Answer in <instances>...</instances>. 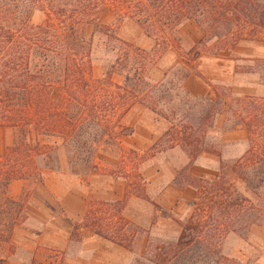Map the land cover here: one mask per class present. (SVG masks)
<instances>
[{"label":"trees","instance_id":"obj_1","mask_svg":"<svg viewBox=\"0 0 264 264\" xmlns=\"http://www.w3.org/2000/svg\"><path fill=\"white\" fill-rule=\"evenodd\" d=\"M35 11L46 16L42 25L32 24ZM104 11L119 18L118 26L125 20L136 21L151 39H158L160 35L165 37L168 31L184 22L196 23L204 36L189 51L193 56L192 65L197 63L207 39L216 40L220 50H228L245 40L247 34L255 36L264 30V4L259 0H0V128H16L23 133L15 146L0 155V242L10 241L14 228L26 220L23 204L7 197L10 183L42 180L43 173L37 160L58 150V146L41 143L38 137L60 139L73 164L86 165L92 170L95 169V150L104 139L120 143L134 134L132 128L122 123L133 106L160 111L152 97L149 76L144 75L146 66L151 68L160 59L154 56V51L159 48L158 40L150 52L122 42L136 58L132 61L134 75H127L124 85L113 83L110 72L102 79L94 78L90 43L81 30L97 23ZM244 20L255 24L250 33L240 32ZM237 23L240 25L235 29L229 28ZM101 28L106 32L111 30L107 26ZM164 37L160 38L166 45L172 42L165 41ZM56 90L60 91L57 98L54 96ZM217 99L220 100V95ZM237 102L238 110H232L227 102L223 106L230 107L233 118L238 126L246 129L253 145L232 167L221 163L220 174L214 181L200 179L193 185L196 199L192 214L182 224L175 258L194 246H202L208 251L211 241L229 233L247 240L253 226L264 224V209L235 191L226 180L229 174H239L238 178L251 189H264V151L254 147L256 139L264 137V98L245 96ZM216 103L210 104L209 112ZM182 130L184 136L178 139V129L171 122L169 130L147 152L131 151L130 154L141 164L162 153L164 143L178 139L177 144L184 142L192 148L190 135L185 136L191 129L182 125ZM32 134L35 136L33 145L28 142ZM203 151L208 152L193 147L192 159ZM251 165L259 166V172L250 175L248 171H242ZM124 178L127 181L124 199L114 203H91L83 226L128 249L123 244L129 240L126 232L137 227L123 216V212L130 197L148 198L144 179L139 173L135 175V182L128 176ZM256 181L258 186L252 187V182ZM132 184L136 188L134 193L129 192ZM137 187L140 192H136ZM96 205L115 209L121 226L115 236L105 232L110 230V224L105 225L102 219L95 218ZM77 229L78 225L75 226ZM0 264H6V260L0 259Z\"/></svg>","mask_w":264,"mask_h":264},{"label":"rangeland","instance_id":"obj_2","mask_svg":"<svg viewBox=\"0 0 264 264\" xmlns=\"http://www.w3.org/2000/svg\"><path fill=\"white\" fill-rule=\"evenodd\" d=\"M259 1L264 4V0ZM118 19L117 16L109 11H104L97 23L86 25L81 30V34L90 43V61L94 78L102 79L107 72H110L113 83L124 85L127 75L131 77L134 75L132 61L136 59L135 54L128 50L122 42L150 52L155 49L156 41L158 40L159 48L156 49V52L154 51L155 59L163 57L171 46L177 49L176 51L181 55L184 63L173 69L159 71L155 70L156 65L151 68L148 65L146 66L147 73L144 75L149 76L150 85L153 87L152 97L157 102V108L160 111L153 112L142 105L139 106L155 114L157 118L165 120L169 128L172 122L178 129V139L184 136L182 134V125L188 127L191 130L185 136L190 135L189 139L194 144L192 148L197 147L208 150V152H200L197 158L193 160L191 157L192 148L188 147L184 142L177 144V139L164 143L165 150L162 153L140 164L130 152L144 154L154 144L142 149L125 145L124 140L133 137L134 134L124 138L120 143L106 138L95 150L96 155L93 161L95 169L91 170L86 165L73 164L70 154L61 146L62 142L60 139L40 136L38 140L41 143L58 146V150L55 153L48 154L45 159L39 158L37 160L38 167L43 176L49 174L81 175L85 183H87V177L91 174L110 175L125 181L124 177L128 176L130 181L135 182V175L139 173L144 179L148 200L139 199L151 204L155 210L154 222L159 216L163 218L171 216L155 202V195L163 192L171 185L181 189L190 188L195 195L189 207L186 206L184 208L189 209L190 217L197 193L193 185L200 179L214 181L220 174L221 163L227 167H232L247 155L253 145L249 142L246 129L240 125L238 126L229 109L231 107L232 110H238L239 103L237 101L243 100L245 96L264 98V58L257 59L252 57L257 53L258 49H264V30L255 36L247 34L255 28V24L251 20H244L240 32L247 34L245 40L237 43L234 49L220 50V47L215 44L216 40L207 39L201 47L202 54L197 63L192 65L190 61L193 56L189 54V51L204 36L201 28L196 23L184 22L175 30L168 31L165 37L160 35L158 39H151L136 21L125 20L118 26ZM45 20L46 16L44 13L35 11L31 22L33 25L39 26ZM237 25H240V23L234 26L230 25L229 28L235 29ZM102 26H107L111 30L106 32L101 28ZM160 37H164L165 41L169 39L172 42L166 45V42L161 41ZM141 39H146L147 43H150L152 47L145 49L144 47H147V44L145 46L142 44L141 46ZM235 49H238V52L234 53ZM214 57L227 59L228 64H223L221 73L216 71L210 62L211 58ZM228 60L233 61L230 62ZM158 61L159 59H157ZM142 63L137 65V67H140ZM192 74H195V76L189 83L188 90L185 84ZM59 94L60 91L56 90L54 96L57 98ZM217 95H220L219 101H217V97L215 98ZM209 96L214 97V99L212 100ZM206 100L211 103L206 102ZM225 102L230 107L225 108L223 106ZM213 103H216L215 108L209 112L210 104ZM161 113L169 117L170 120H166ZM206 116L208 118H205ZM125 126L134 130L130 123L125 124ZM22 134L20 129L1 127L0 155L15 146L22 138ZM28 142L31 145L34 144L35 136L33 134L28 137ZM254 147L260 152L264 151V137L256 139ZM61 156H63V161L66 163L63 170L60 165ZM199 156L202 157L200 165L194 166V162ZM216 163L219 164L216 169L209 168ZM242 171L244 173L248 171L250 175L256 174L259 172V166L251 165L247 169H242ZM238 177L239 174H229L226 179L227 183L239 194L248 197L256 207L264 209V189L255 191ZM22 181H29L28 187L20 188L18 186L11 190V185L14 182L12 181L6 194L8 198L23 204V216L27 219V215L24 212L25 202L32 192L39 189L41 180L29 179ZM251 185L252 187H257L258 181L252 182ZM135 189L132 184L129 192L134 193ZM137 190L136 192H140L138 187ZM147 190L150 193L149 195H152L151 197H149ZM93 202L105 201H89V206ZM95 210V218L102 219V223L105 225L110 224V230L105 232L108 235L115 236L121 227L120 222L116 218L115 209L96 205ZM76 225H78L79 229L80 226H83V222L81 225ZM75 226L72 236L74 240L79 238L78 229L75 230ZM135 226L137 228L128 229L126 234L129 235V240L123 243L128 247V250L135 254L131 264H255L257 260L264 258V234L261 232L255 234L252 240L250 239L251 231L247 240H244L239 235L229 233L225 237L215 238L211 241L212 246L209 247L208 251L202 246H194L175 258V247L180 235L178 239H174L167 234L161 235L153 237L144 244L146 231L137 225ZM261 226L264 227V224L253 227ZM11 240L0 242V259H4L8 254L13 253L14 247L11 244ZM33 264L40 263L34 260Z\"/></svg>","mask_w":264,"mask_h":264},{"label":"crops","instance_id":"obj_3","mask_svg":"<svg viewBox=\"0 0 264 264\" xmlns=\"http://www.w3.org/2000/svg\"><path fill=\"white\" fill-rule=\"evenodd\" d=\"M141 40V46L147 44L145 49L152 47L146 39ZM176 50L171 46L159 59L155 70H169L184 63ZM236 52L238 49H235L234 53ZM252 57L264 58V49H258ZM211 59L213 68L219 73L223 64H228L225 58ZM194 76L195 74H192L185 84L188 90ZM209 97L214 99L212 96ZM122 123L124 126L130 123L135 130L134 136L126 138L124 144L137 149L148 148L155 144L169 129L165 120L157 118L155 114L139 105L133 106ZM201 158L198 157L194 166L200 165ZM63 160L61 156L62 170L66 164ZM218 165L216 163L209 168L216 169ZM28 184L29 181H14L11 190L18 186L28 187ZM38 188L25 202L24 212L27 219L13 231L11 244L14 249L12 254L4 258L6 264H33L34 260L40 264H131L133 262L135 254L132 251L99 237L84 226H80L77 230L79 238L72 239L75 224L81 225L89 210V201H122L127 191L125 180L110 175L91 174L85 183L81 175L49 174L43 176ZM194 195L192 189H181L175 185L155 195V202L171 215L169 218L159 216L155 222V210L151 204L132 196L127 202L123 216L146 231L144 244L153 237L166 234L178 239L182 230L181 223L184 224L188 220L190 213L189 209L184 208L189 207ZM258 232L264 234V227H253L250 239L252 240ZM255 264H264V258L257 260Z\"/></svg>","mask_w":264,"mask_h":264}]
</instances>
